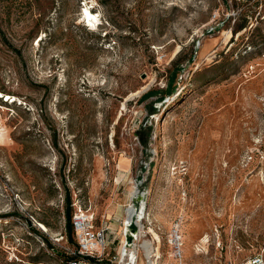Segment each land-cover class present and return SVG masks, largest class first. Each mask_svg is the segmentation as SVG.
Returning <instances> with one entry per match:
<instances>
[{"label":"rangeland","instance_id":"374dc122","mask_svg":"<svg viewBox=\"0 0 264 264\" xmlns=\"http://www.w3.org/2000/svg\"><path fill=\"white\" fill-rule=\"evenodd\" d=\"M69 200L115 253L145 201L155 264L177 224L184 264L264 252V0H0V264H65Z\"/></svg>","mask_w":264,"mask_h":264},{"label":"built area","instance_id":"2783aa9c","mask_svg":"<svg viewBox=\"0 0 264 264\" xmlns=\"http://www.w3.org/2000/svg\"><path fill=\"white\" fill-rule=\"evenodd\" d=\"M73 228L75 232V249L69 250L68 255L72 257L70 261H66L65 264H104L105 261L117 264H136L141 253V247L139 244V232L140 227L138 222H133L137 225L138 233L134 240V246L127 248V254L124 255L123 250L125 247V235L123 248L120 254L111 255L109 252L110 247V231L109 228L98 227L95 224L94 216L88 214L86 211L80 209L76 212L72 219ZM170 246L173 249V257L176 260V264H184L183 262V237L180 232V225H175L168 240ZM223 250V247H221ZM144 257L149 264L148 257L144 254ZM155 257V258H154ZM151 258L157 259V256ZM153 260V259H152ZM158 260V259H157ZM155 264L154 261H151ZM221 264H235L231 260L227 263ZM239 264H264V252L257 253L249 256Z\"/></svg>","mask_w":264,"mask_h":264},{"label":"bare ground","instance_id":"6f19581e","mask_svg":"<svg viewBox=\"0 0 264 264\" xmlns=\"http://www.w3.org/2000/svg\"><path fill=\"white\" fill-rule=\"evenodd\" d=\"M85 9L90 10L88 7H86ZM42 39H43V36L38 41V43H37L38 46L40 45V42ZM138 196H140V192L138 189H135L130 196V201L132 199L138 197ZM145 213H146L145 201L142 203L140 211L135 207L134 204L129 203V206L126 209V213H125V224L130 223L132 221V219H136L138 222V225L140 227V232H139L140 234L139 235H143L145 233L144 232V230H145L144 224H143V220L145 219ZM39 224H40V227L42 229H44L46 231L48 230L46 225H44L43 223H39ZM149 232L152 234V239L145 240L143 245L141 246V248L145 251L146 257H148V260L150 261L149 264H152L151 261H153V260L151 259V257L153 256V253H155V256H157V259H160L162 257V254L160 251L161 238H160L159 234H157L155 232L154 229L151 228V230ZM158 242H159V244L157 245L158 250L155 251L156 243H158Z\"/></svg>","mask_w":264,"mask_h":264},{"label":"trees","instance_id":"16d2710c","mask_svg":"<svg viewBox=\"0 0 264 264\" xmlns=\"http://www.w3.org/2000/svg\"><path fill=\"white\" fill-rule=\"evenodd\" d=\"M241 29L242 28H240L239 30H241ZM239 30H237V31H239ZM176 75L173 78L174 80L177 77ZM171 88L169 90H166V91L171 93V91H172ZM152 93L153 92H149L148 95H152ZM141 141H142V143L144 145H147V143H148V141L145 140V139H142ZM72 219H73V209H72V206H71V202L69 200L68 204H67V208H66V231H67V235H68L69 241L71 243L75 244V232H74V228H73ZM50 247H52V246H50ZM71 259H72V257H70L68 254H66L65 259L63 261L65 263L66 261H70Z\"/></svg>","mask_w":264,"mask_h":264},{"label":"water","instance_id":"95a60500","mask_svg":"<svg viewBox=\"0 0 264 264\" xmlns=\"http://www.w3.org/2000/svg\"><path fill=\"white\" fill-rule=\"evenodd\" d=\"M135 219H132V221L128 224H125V231H124V235H125V247L123 250L124 255L127 254V248H132L134 246V240L136 239V235L138 233V229L135 226V224H133V222ZM137 221V220H136Z\"/></svg>","mask_w":264,"mask_h":264},{"label":"crops","instance_id":"0c3cea01","mask_svg":"<svg viewBox=\"0 0 264 264\" xmlns=\"http://www.w3.org/2000/svg\"><path fill=\"white\" fill-rule=\"evenodd\" d=\"M109 231H110V237H109V239H110V242H111V244H110V247H109V249H110V254L111 255H116V254H120L121 253V251H122V248H123V243H124V240H123V237H121V238H118V240H119V252H114L115 250H113V249H111V247H112V245L114 244V243H116L117 241L114 239V237H117L115 234H113V233H115V232H113L112 230H110V228H109ZM113 232V233H112ZM142 257L143 256H141V253L139 254V259H138V261H137V263L136 264H140V261H141V259H142ZM107 264H117V263H111V262H109L108 260H107V262H106Z\"/></svg>","mask_w":264,"mask_h":264}]
</instances>
